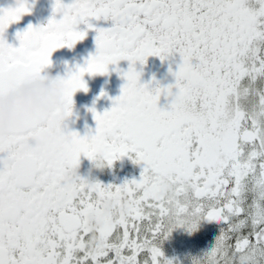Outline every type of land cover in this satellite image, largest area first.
Listing matches in <instances>:
<instances>
[{"label": "snow or ice", "instance_id": "snow-or-ice-1", "mask_svg": "<svg viewBox=\"0 0 264 264\" xmlns=\"http://www.w3.org/2000/svg\"><path fill=\"white\" fill-rule=\"evenodd\" d=\"M29 11L27 0L0 8V95L83 39L90 17L112 23L95 28V54L68 70L66 115L73 93L87 91L84 73L104 74L122 59L129 66L112 106L89 109L94 132L48 140L31 118L0 138V264H173L159 242L202 219L221 228L191 264H264V0H54L46 24H29L18 47L8 44L5 29ZM174 53L173 84L139 82L137 61ZM161 94L172 97L167 108L157 106ZM37 135L42 143L33 145ZM98 152L109 166L125 155L143 162L139 179L64 181L81 154ZM105 198L126 200L127 210L91 230L86 216Z\"/></svg>", "mask_w": 264, "mask_h": 264}, {"label": "flooded vegetation", "instance_id": "flooded-vegetation-1", "mask_svg": "<svg viewBox=\"0 0 264 264\" xmlns=\"http://www.w3.org/2000/svg\"><path fill=\"white\" fill-rule=\"evenodd\" d=\"M71 0H64L69 3ZM17 0H0V8L15 7ZM54 0H27L30 11L21 15L18 21L8 25L4 31V39L14 47L19 46L17 32L23 31L29 24L33 26L44 25L53 16L52 5ZM61 14L57 12L55 18L59 19ZM88 23L94 25L88 28L83 39L78 40L71 48L62 46L55 49L50 55L51 63L43 71L55 74L66 75L69 69H75L77 65L83 66L90 54H95L96 44L95 28L110 27L111 20L88 18ZM78 30H84L86 25L79 23ZM180 62L178 53H174L165 60L159 56H148L143 65L137 61L135 68L140 72L139 82H151L150 86L159 82L160 85L174 83L172 72L176 70ZM129 66L127 59L119 60L116 64H109L108 71L100 73H84L83 80L86 83L87 91L78 89L73 93V111L68 118V128L78 132L81 136L85 135L89 129L94 132L96 122L93 113L89 110L95 108L96 112L102 113L109 109L113 104V99L121 94V88L126 82L121 72L126 71ZM171 68V71H170ZM119 71H118V70ZM173 91L175 89L173 88ZM101 92L105 93L101 95ZM172 97L161 94L157 106L167 108ZM2 155V154H0ZM90 167V160L83 154L79 157L78 171L86 175ZM143 162L134 163L127 155L120 157L112 162L111 166H106L103 170L93 169L92 176L103 184H120L125 180L133 178L139 179ZM221 224L216 221L202 219L198 223L195 231L189 233L184 227L173 228L167 238L159 242V247L166 258L173 259V264H191V257L200 255L203 259V250L209 248L219 234ZM111 255V254H110ZM145 254H141L139 259L143 262Z\"/></svg>", "mask_w": 264, "mask_h": 264}, {"label": "clouds", "instance_id": "clouds-1", "mask_svg": "<svg viewBox=\"0 0 264 264\" xmlns=\"http://www.w3.org/2000/svg\"><path fill=\"white\" fill-rule=\"evenodd\" d=\"M67 76L43 71L21 82L15 88L0 95V138H7L10 130L20 128L25 120L36 118L43 130L45 139L55 140L61 137L68 128L69 116L65 113V90ZM47 117V119H45ZM42 143L39 135L32 138V144ZM28 145L17 146L16 152L23 156ZM90 160V167L86 175L78 171V166L69 167L63 174L66 183L75 178L86 177L96 180L92 176L93 169L103 170L108 161L102 152H98ZM170 193L167 183L160 185L159 194L166 196ZM127 210V201L122 198H105L100 201L99 214L90 212L86 216L87 226L91 230L97 229L105 217Z\"/></svg>", "mask_w": 264, "mask_h": 264}]
</instances>
